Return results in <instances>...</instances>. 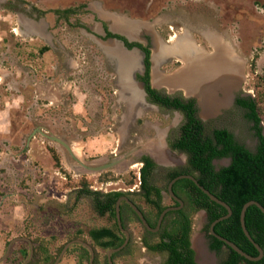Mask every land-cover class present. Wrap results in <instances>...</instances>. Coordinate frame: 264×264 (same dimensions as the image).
<instances>
[{
  "label": "rangeland",
  "instance_id": "rangeland-1",
  "mask_svg": "<svg viewBox=\"0 0 264 264\" xmlns=\"http://www.w3.org/2000/svg\"><path fill=\"white\" fill-rule=\"evenodd\" d=\"M9 1L0 0V264H20L27 241L34 245L30 241L33 237L43 238L55 251L77 233L92 241L89 230L110 223L106 216L97 213L93 197L81 195L83 179L89 181L93 190L140 193L142 153L123 165L91 173L62 144L39 132L30 140L35 129L44 127L46 132L62 136L72 144L78 158L87 163L154 142L151 154L162 159L161 163L171 164L173 159L168 161L165 152L166 140L170 134V138L179 134L184 121L180 111H164L149 103L143 86L133 79V69L143 59L142 51L137 48L129 53L116 41L104 39L102 23L95 24L89 12L83 10L66 20L59 18L55 9L86 3L96 7L101 19L99 9L103 8L146 22L141 25L119 21L124 22L123 30L130 37L142 27L137 37L143 36V42L153 46L152 51L159 44L168 48L158 63V74L167 82L154 85L166 86L169 93L182 91L189 95L185 81L169 82L183 74L188 58L192 57L188 68L193 70L197 56L202 55L199 53L215 55L216 46L228 49L235 58L227 62L240 63L243 89L253 96L258 93V77L264 73V0ZM105 20L114 22L112 18ZM111 27L118 30L112 23ZM145 34L153 37L155 45L145 41ZM45 45L50 49L43 52ZM28 71L31 78L38 73L40 83L34 85L28 80ZM153 75L154 65V83ZM25 81L30 82L29 87ZM187 88L198 92L200 95H193L202 101L205 99L204 88ZM261 109L264 128V103ZM201 116L209 130L229 127L255 149L253 125L244 117V111L232 103L213 111L203 109ZM6 120H11V124ZM51 147L60 154L62 168L56 166ZM173 151L182 161L179 165L185 164L186 154ZM229 163L230 159L215 161L217 168ZM164 175L160 170L156 176L161 186L167 184ZM165 196L166 203H171ZM139 200L143 203L142 198ZM131 229L136 254L119 258L117 264H161L164 256L142 248L141 225L132 223ZM16 237L21 238L6 256L7 241ZM75 240L78 239H71V245ZM98 250L103 263L106 252ZM226 253L227 248L219 254V260ZM59 263L89 264L82 251L65 252Z\"/></svg>",
  "mask_w": 264,
  "mask_h": 264
},
{
  "label": "trees",
  "instance_id": "trees-1",
  "mask_svg": "<svg viewBox=\"0 0 264 264\" xmlns=\"http://www.w3.org/2000/svg\"><path fill=\"white\" fill-rule=\"evenodd\" d=\"M85 6L86 3H82L64 9L57 8L54 12L59 18L70 20L73 15L83 11ZM40 13H45V11H40ZM105 30L106 38H119L130 49L136 46L142 49L145 72L139 74L138 77L144 81L148 100L163 108L181 110L185 114L179 134L175 138H169V143L174 149L182 150L188 154V165L182 169L167 168L157 163L150 155H143L141 160L144 163L141 167V191L138 196H130L131 192L121 190L107 192L93 190L90 189L89 181L83 179L81 195L93 197L97 213L100 216H106L110 221L109 224L95 226L89 230L92 239L90 244L96 253L94 264H111L108 257L109 250L120 247L126 240V233L118 221L117 202L119 198L129 195L134 202L140 198L145 199L147 204L154 209V211H150L151 215L146 216V219L151 227L156 228L160 215L166 208L181 205V202L172 195H170L172 202L166 203L163 194L164 189L170 193V181L181 174H193L203 186L230 204L233 213L215 225L216 232L236 242L247 253L259 256V248L250 240L243 229L241 213L248 201L257 200L264 205V133L261 109V104L264 103V73L258 77L259 81L256 86L258 93L254 97L238 99V103L247 108L246 117L254 122L253 128L259 137L257 149L251 150L236 140L235 135L227 128L209 130L207 123L198 115L199 109L194 97H185L182 92L172 94L153 85L152 49L150 45L130 41L124 35L111 31L106 23ZM49 49L50 47L45 45L42 51L45 52ZM256 57L252 63L253 70L256 69ZM50 151L56 166L62 168L61 156L57 149L51 147ZM226 156L232 158L230 164L217 169L214 160ZM160 170L165 171L164 176L167 182L165 186L156 182V176ZM133 182V180L130 181V183ZM173 190L184 201V205L168 211L157 231L149 229L130 203L122 200V223L124 228L130 231L131 237L125 247L112 253L114 264H117L119 258L132 253L135 241L134 231L131 229L132 223L141 225V240L149 251L166 254V264H199L196 261V252L191 240L194 216L199 210H205L208 214L206 230L211 239V248L221 250L227 246L229 249L228 256L222 264H264V256L259 260L248 259L211 233V223L227 215L229 210L226 206L213 200L198 183L188 177L180 178L174 183ZM138 206L146 215V211L140 205ZM246 224L255 241L264 249V212L258 205L252 204L247 209ZM74 238L88 241L87 238L80 236V233H77ZM74 238H69L65 243L60 244L55 251H52L43 238L33 237L34 255L26 264H54L64 246ZM9 243L10 241H7V246ZM27 243L28 247L24 250L25 257L20 264H24L30 257L31 245L30 242L27 241ZM98 248H102L106 252L103 263H100L101 254ZM74 251H82L90 264L92 254L88 246L77 242L71 245L66 252Z\"/></svg>",
  "mask_w": 264,
  "mask_h": 264
},
{
  "label": "water",
  "instance_id": "water-1",
  "mask_svg": "<svg viewBox=\"0 0 264 264\" xmlns=\"http://www.w3.org/2000/svg\"><path fill=\"white\" fill-rule=\"evenodd\" d=\"M99 12H100V16L105 20V19H108V18H112L114 20H120V19H124V20H128L130 23H138V24H141V25H146V22H143L141 20H135V19H128V18H125L123 15L121 14H118L116 12H112V11H109V10H105L103 8L99 9ZM142 31V27H140L139 29H135V32L134 33H137V35L139 33H141ZM126 32V31H124ZM123 33V32H122ZM113 41H117L116 39H112ZM120 41V40H119ZM121 42V46L123 48L124 51L126 52H129V53H132L134 52V50H137L136 48L134 49H128L124 46V43L122 41ZM154 52L152 53V56H153ZM152 61H153V65H154V60H153V57H152ZM133 73V72H132ZM41 133L42 135H44L47 139L49 140H52V141H55V142H58L60 144H62L67 150L68 152L75 158H77V160L80 162V164L86 169L87 172H91V173H102V172H105L107 170H110L114 167H117V166H120V165H123L127 162L130 161V158L133 157V156H136V155H139L140 153H149L150 155L151 154V151H150V146L154 143V142H147V143H144V144H140V145H137L119 155H116L114 157H108V158H105V159H100V160H96V161H91L89 163L87 162H84L82 161L81 159L78 158V156L74 153V149H73V146L70 142H68L65 138H63L62 136L60 135H57V134H54V133H49V132H46L44 131L43 128L39 127L37 129H35V131L32 133V135L29 137V139L31 140L33 136H36L37 133ZM170 151V152H169ZM165 152L167 154V157H168V153H170V156L172 157H177L175 155V151H171V150H166L165 149ZM153 156V155H152ZM154 157V156H153ZM157 162L161 163L158 159H156ZM185 177H188V178H191L193 179L196 183H198L200 185V187L215 201H217L218 203L226 206L229 210V213L225 216H222L220 217L219 219L215 220L214 222L211 223V233L214 234L215 236H217L218 238H220L221 240H223L228 246L234 248L236 251H238L240 254H242L243 256H245L246 258L248 259H251V260H259L261 259L263 256H264V249L263 247L255 241L254 237L252 236V234L250 233L248 227H247V224H246V212H247V209L249 208V206H251L252 204H256L258 205L264 212V205L257 201V200H251V201H248L244 207H243V210H242V213H241V221H242V226H243V229L246 233V235L250 238V240L252 242L255 243V245L259 248L260 250V255L259 256H253L249 253H247L246 251H244L236 242L230 240L229 238L219 234L216 232L215 230V225L221 221V220H224L226 218H228L232 213H233V210H232V207L230 206V204H228L226 201L222 200L220 197H218L215 193H213L212 191H210L209 189H207L205 186H203L199 180L196 178V176H194L193 174H181L177 177H175L174 179H172L169 183V190H170V193L173 195V197H175L178 201L181 202V205L180 206H169L168 208H166L160 215V218H159V221H158V225L156 228H153L150 226V224L148 223L147 219L145 218V215L143 213V211L137 206V204L135 202H133L128 196H123L121 197L118 202H117V215H118V221H119V224H120V227L122 228V230L126 233V240L125 242L120 246V247H117V248H112L109 250L108 252V257L111 261V264H114V262L112 261V253L114 251H117V250H120L122 249L123 247H125L129 240H130V232L129 230L125 229L124 226H123V223H122V217H121V202L122 200H126L130 203V205L136 210V212L139 214V216L141 217V219L143 220L144 224L151 230H154V231H157L160 229L161 225H162V222L164 220V217L166 215V213L172 209H176V208H180L184 205V201L178 197L175 193H174V190H173V185L174 183L179 180L180 178H185ZM18 238H21V237H18ZM18 238H15L12 242L9 243V246H8V249H7V253H6V256L7 254L9 253L10 249H11V246L12 244L18 239ZM28 240H30L29 238H27ZM31 243H32V240H30ZM74 241H69L67 243V245L63 248L62 252L60 253L58 259L56 260L55 264H58L61 260V258L63 257L64 253L67 251V249L69 248V246L73 243ZM75 242H81L83 243L84 245L88 246L89 249L91 250V261H90V264H94V259H95V250L93 248V246L91 244H89L88 242L82 240V239H78V240H75ZM32 247H31V255H30V259H32L33 255H34V245L31 244ZM28 260V261H29ZM28 261H26L24 264H26Z\"/></svg>",
  "mask_w": 264,
  "mask_h": 264
},
{
  "label": "flooded vegetation",
  "instance_id": "flooded-vegetation-1",
  "mask_svg": "<svg viewBox=\"0 0 264 264\" xmlns=\"http://www.w3.org/2000/svg\"><path fill=\"white\" fill-rule=\"evenodd\" d=\"M10 3H11V0L9 1ZM12 2H14V1H12ZM89 7H91V6H89L88 4L85 6V8H84V11L87 13V12H89V13H91L90 15L91 16H93L94 18H95V24L96 23H98V21H100L101 23H102V27H103V30H104V34L106 35V30H105V23L108 25V28L111 30V31H113V32H115V33H119V34H121V35H124L125 37H127L130 41H137V42H141V43H144L143 42V36L142 37H140V38H138L137 37V35H132L131 37H130V35L129 34H127L128 32H124V31H121V29H118V30H113L112 29V27H111V23L113 24V26L116 28V26H117V23L119 22V21H122V20H113L114 22H112V21H107V20H103V19H101L100 17H99V14H98V12L96 11V7H91V8H89ZM34 9H35V7H34ZM40 13V12H39ZM36 16H37V18H41V16H39V14H36ZM94 24V25H95ZM123 32V33H122ZM105 35H103L102 37L104 38V39H116L117 41V44H119L118 42H120V41H122L123 43H124V41L123 40H121V39H119V38H114V37H109V38H106L105 37ZM144 38L146 39L145 41H147L148 43H152V45H155V43H154V41H153V37H151V35L150 36H148V35H146L145 34V36H144ZM150 38V39H149ZM149 39V40H148ZM120 40V41H119ZM113 41V40H112ZM115 41V40H114ZM121 43V42H120ZM145 44V43H144ZM124 46L126 47V48H128L127 46H126V44L124 43ZM151 47V49H153L152 47L153 46H150ZM134 48H138L140 51H142V49L141 48H139V47H134ZM134 48H131V49H134ZM128 49H130V48H128ZM228 49H222L221 50V52H218V53H215V55L217 56V55H219V56H221L222 58L223 57H226V59H228V60H232V59H235V58H232V56L230 55V53L227 51ZM223 51V52H222ZM143 52V51H142ZM154 51H152V53H153ZM227 53V54H226ZM199 54H204V53H199ZM225 54V55H224ZM205 55V54H204ZM214 55V53L213 54H209L208 55V57L209 58H213V56H215ZM192 56V55H191ZM153 57V56H152ZM232 58V59H231ZM189 60H192V57H190V58H188ZM201 57H198V60L196 61V63H198L199 62V64H200V62H201ZM188 60V62H187V64H186V69H185V71L187 72L188 70H189V64H190V61ZM220 62V64L222 63L221 61H219ZM152 63H153V61H152ZM203 66V65H202ZM204 67V66H203ZM221 67H219V70H220V73H222L220 76H219V78L216 80L215 79V77L213 76V78L214 79H211V80H213V81H211V84L210 85H214V86H211L210 87V90H211V92H212V94L211 95H213V108H212V110H209L208 108L207 109H205L204 107H208V106H206L204 103H203V101L201 100V97L200 96H198V95H200V94H198V92H195V91H193V90H190V89H188L187 88V86H188V84H187V81L184 83L185 84V88H186V90H187V92L186 93H188L189 95H186L185 93H183L182 91H176V92H174V93H172V94H175V93H177V92H182L184 95H185V97H194L195 99H196V101H197V106H198V115L200 116V118H202V116H201V112L203 111V109H205V110H209V111H213L214 109H216V107L218 108H221V107H223V106H226L227 104H230V103H232V105H234V107L235 108H237V109H240V110H243L244 111V117L248 120V121H251V120H249L247 117H246V113H247V108L246 107H244V106H242L241 104H239L238 103V99L239 98H249V97H254L253 95H251V94H249V93H247L244 89H243V86H242V84L240 83V78H241V71H240V73L238 74V76H233V71L232 70H227L226 69V67H224V73H223V71H221ZM152 70H153V64H152ZM144 72H145V66H144V54H143V59L141 58V63H140V65L139 66H137L135 69H133V73H132V75H133V79L137 82V83H139V84H141L142 86H143V90L145 91V95L147 96L148 94H147V92H146V89H145V84H144V81H142L139 77H138V75L139 74H144ZM217 78V77H216ZM233 81V82H232ZM215 82V83H214ZM152 83H153V77H152ZM138 84V85H139ZM153 85H154V83H153ZM219 85V86H218ZM140 86V85H139ZM155 86V85H154ZM156 88H158V89H162V90H166L167 91V87L166 86H155ZM212 87H215L214 89H212ZM217 88V89H216ZM203 89V88H202ZM204 91H206L205 90V88H204ZM168 92V91H167ZM190 94H192V95H190ZM193 94H198V95H193ZM205 94H207V92L205 93ZM146 99H147V101L149 102V103H152V104H154V105H156V106H158L159 108H161L162 110H164V111H169V110H171L172 111V109H170V108H163V107H161L159 104H156V103H153V102H150L149 100H148V98L146 97ZM210 108V107H209ZM173 111H180L181 112V114L183 115V118L185 119V114L181 111V110H173ZM203 119V118H202ZM204 120V119H203ZM205 121V120H204ZM184 122V121H183ZM183 122L181 123V125L183 124ZM206 122V121H205ZM251 123H252V125L254 126V122L253 121H251ZM181 125H180V127H181ZM263 126V125H262ZM180 127H179V130H180ZM215 128H227V129H229L234 135H235V138H236V140H238L240 143H243V144H245L248 148H250L251 150H256L257 149V146H258V144H259V137L256 135V130L253 128L252 130H254V134H255V137H256V140H257V145H256V147H255V149H252L251 147H249L248 146V144L246 143V142H243V140H242V138H239L238 136H237V134H236V132L234 131V130H232L231 128H229V127H226V126H223V127H215ZM170 131H172L171 129H170ZM172 133V132H171ZM263 133H264V128H263ZM172 136V134H170L169 136H168V139L166 140L167 141V145H168V149L169 150H171V151H173V150H177V151H179L180 153H182V154H186V156H187V160H186V163L185 164H183V165H179L181 162L179 161L180 159L178 158V156L177 157H171L170 156V153H168V161H172L170 158H172L173 159V163H171V164H169V163H159V162H157V160H156V158L155 157H153L152 155H150L149 153H142L141 154V156H140V159L142 160V157H143V155H145V154H148V155H150L157 163H159L161 166H163V167H167V168H180V169H182V168H184L185 166H187L188 165V154L186 153V152H184V151H182V150H179V149H174L171 145H170V143H169V138ZM170 152V151H169ZM217 159H230V162H231V160H232V158L230 157V156H226V157H223V158H217ZM217 159H215L214 160V164H215V161L217 160ZM160 162H163L162 161V159L160 160ZM175 163V164H174ZM143 162H142V166H143ZM230 164V163H229ZM226 166V165H225ZM84 168V167H83ZM85 169V168H84ZM217 169H219V168H217ZM86 170V169H85ZM141 171V170H140ZM163 173L165 174V171L163 170ZM140 191H141V189H139ZM140 191H138V192H140ZM134 192H135V190H132V192H131V195L130 196H138L139 195V193H137V195H135L134 194ZM163 194H164V200H165V198H166V196L165 195H167L170 199H171V196L170 195H172L171 193H168L165 189L163 190ZM124 196H128L129 198H130V196L129 195H124ZM173 196V195H172ZM123 197V196H122ZM121 198V197H120ZM119 198V199H120ZM142 200H143V203L141 202V200H139L138 199V201H136L135 203L137 204V206L138 205H140L145 211H146V215H145V213H144V215H145V218H146V216H150L151 214H150V211H154V209H153V207H151L149 204H147V202L145 201V199H143L142 198ZM134 202V201H133ZM139 207V206H138ZM140 208V207H139ZM141 209V208H140ZM142 210V209H141ZM130 232V231H129ZM197 238H199L198 236H197ZM77 239H80V238H77ZM82 240H84V239H82ZM85 241V240H84ZM86 242H88V241H86ZM77 243V242H76ZM78 243H81V242H78ZM89 243V242H88ZM81 244H83V243H81ZM90 244V243H89ZM205 250V249H204Z\"/></svg>",
  "mask_w": 264,
  "mask_h": 264
},
{
  "label": "bare ground",
  "instance_id": "bare-ground-1",
  "mask_svg": "<svg viewBox=\"0 0 264 264\" xmlns=\"http://www.w3.org/2000/svg\"><path fill=\"white\" fill-rule=\"evenodd\" d=\"M123 26H124V22H123V24L121 22H118L116 28L121 29V31H124L123 30L124 29ZM216 47L218 49V50H216V53H218L217 51H221L222 49H225V48H221L219 46H216ZM166 51L168 52V48L164 47V45H161V44H159L158 47H156V49L154 50V54H153V60H154V75H153L154 76V84L155 83L156 84L157 83L160 84V82H163V81L167 82L166 77L161 76V75L158 74V63L162 59L165 58ZM199 57H201L200 64H199V62L197 64L195 63L196 66H194L193 70H188L187 72L184 71L183 74L180 75V77H177L175 80H173V83L172 82H169V83L176 84V81H177V83L181 84L182 82H184V81L186 82L188 80L187 84L192 89L205 88L207 94H205V99L203 100V103L206 106H208L205 109L208 108L209 110H212L213 105H214L213 104V102H214L213 100L214 99L212 98L213 95H211L212 92L210 90V87L214 86V85H210L211 81H213L211 79H214L213 78V76H214L215 79L217 80L219 78V76L222 74V73L219 72L220 71L219 67L222 68L221 71H223V73H224L223 69H224V67H226L227 70H232L233 71V76H238V74L241 71L240 63L238 62V60H236L234 62L233 61L232 62L231 61L227 62L226 57L222 58L219 55L215 56V58H213V59L209 58L207 55H204V54H202ZM197 58H198V56H197ZM219 61H221L222 63L220 64ZM214 88L215 87H212V89H214ZM209 110H206V111H209ZM195 243H196L199 255L207 260L208 256H207L206 251L204 250L205 248L203 246L202 241L199 238H197L195 240Z\"/></svg>",
  "mask_w": 264,
  "mask_h": 264
},
{
  "label": "crops",
  "instance_id": "crops-1",
  "mask_svg": "<svg viewBox=\"0 0 264 264\" xmlns=\"http://www.w3.org/2000/svg\"><path fill=\"white\" fill-rule=\"evenodd\" d=\"M122 20L124 21V19H122ZM119 44H121V43L119 42ZM31 71L32 70H30V72ZM30 72L29 71L27 72V74L29 76L28 80H32V83L34 85L40 83L38 73L36 74L35 78H31ZM40 72H41V70H40ZM44 76L46 78L45 74H44ZM27 82H29V81H25V83L29 87L30 82L29 83H27ZM23 98H24V96H23ZM50 104H52V103H50ZM45 105L47 106L49 104H45ZM35 112H36V110H35ZM6 123L7 124L8 123L11 124V120H6ZM41 128H43L45 131L47 129V128H44V127H41ZM207 223H208V214H207V212L205 210H199L194 216L193 232H192V236H191L192 246H193V248L195 249V252H196V261L199 264H222V262L228 256L229 249H228L227 246H224L221 250H216V249L211 248V246H210L211 239L209 237V233L207 232L206 229H204L206 227ZM197 236L202 241L203 246L205 248V251L207 253V256L209 257V259H207V260L199 255V252H198V249H197V246H196V243H195V240L197 239ZM16 238H18V237H16ZM139 238L141 239V237H139ZM88 242L90 243L91 241L88 240ZM141 244H142L141 246H142L143 249H147V247L143 244L142 240H141ZM226 248H227V253H226L225 257L222 258L221 260H219V254H221ZM151 253H153V252H151ZM135 254H136V247L133 246L132 253H130L129 255L125 256V258L128 257V256L131 257V256H133ZM156 254L164 256V261H162L161 264H166V257H167L166 254H164V253L163 254L162 253H156Z\"/></svg>",
  "mask_w": 264,
  "mask_h": 264
},
{
  "label": "built area",
  "instance_id": "built-area-1",
  "mask_svg": "<svg viewBox=\"0 0 264 264\" xmlns=\"http://www.w3.org/2000/svg\"><path fill=\"white\" fill-rule=\"evenodd\" d=\"M138 173H139V178L141 179V171H139ZM92 187L98 189V187H95L94 185H92ZM100 188L103 189L104 188L103 185Z\"/></svg>",
  "mask_w": 264,
  "mask_h": 264
}]
</instances>
